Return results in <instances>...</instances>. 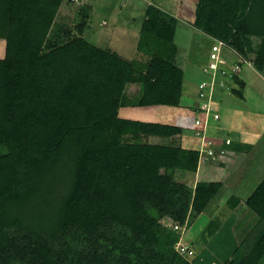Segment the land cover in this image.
<instances>
[{"label":"trees","instance_id":"1","mask_svg":"<svg viewBox=\"0 0 264 264\" xmlns=\"http://www.w3.org/2000/svg\"><path fill=\"white\" fill-rule=\"evenodd\" d=\"M77 4L0 0V264H194L176 251L174 228L190 225L223 184L179 182L200 166L182 127L121 116L127 107L181 106L178 20L147 7L138 48L150 62L139 72L85 38L92 6L73 27L59 22ZM192 26L237 56L233 93L243 98L247 58L264 77V0H199ZM234 145L223 146L252 147ZM241 203L258 221L225 264H263L264 180L246 200L231 196L228 209ZM221 226L212 220L202 243Z\"/></svg>","mask_w":264,"mask_h":264},{"label":"rangeland","instance_id":"2","mask_svg":"<svg viewBox=\"0 0 264 264\" xmlns=\"http://www.w3.org/2000/svg\"><path fill=\"white\" fill-rule=\"evenodd\" d=\"M76 1L78 3L77 5L72 7L66 6L63 8L59 22H67L73 27L81 22L78 10L84 5L92 6L95 10L93 14L94 16L89 22V28L85 33V38L92 44L104 49L111 46L112 50L132 61L134 63L135 70L139 72H146L147 65L150 62V57L141 53L138 48V43L140 41V31L147 7L149 5H154L162 11L167 12L169 15L177 18L178 27L176 31L175 43L179 52L178 61L183 67L186 75L184 84L185 92L181 106H159L146 108L127 107L121 111V116L128 119H137L146 122L185 127L183 139H185L187 144H190L192 147H197L198 139L195 136V113L188 109L187 104L188 102H192L193 107L194 103L199 102V84L205 80V78H209V75L205 74L203 71L204 68L207 67V64H209V53L210 47L212 46L211 41L208 38L203 37V41L201 40L200 44H197L199 45L200 49L196 48V45L195 47L193 46V49H191L193 35L195 33H199V31L195 30L192 26L194 22L191 23L193 20H195V13L199 0ZM113 30H117L116 33L118 31L120 32L118 33L119 36H116L117 38H115L114 34L112 33ZM198 41H200V39H198ZM5 45V41L0 40V57L4 56ZM223 54L225 61L224 67L226 66L227 70H230L238 58L228 48L223 50ZM251 68L254 69V65L246 67L245 71L252 72L250 71ZM243 75L246 77V73ZM217 76V81L223 80V76L221 74H218ZM130 90L127 94L131 97H134L135 94L139 93L138 90H140V87L137 85L132 87ZM248 92H250V90ZM227 96L231 99L229 102L230 104H233L234 106L239 105L240 100L234 97L233 94L231 95L229 93ZM258 96L259 103H253L251 109L248 111L242 112L241 110H221L220 113L222 120L211 125V135L227 134L226 131L228 129L231 130L228 128V124L230 123L231 127H233V129L229 132L230 135L233 136L232 138L236 139L237 136L239 137V133H241L243 137L244 133L246 137H250L252 141L251 144L255 146L264 135V92H258ZM192 98L194 100L190 101ZM226 139L231 138L225 137V140ZM259 144L262 145L261 143ZM186 148L190 147L187 146ZM252 149L253 147H251L249 151ZM249 151H246V153H249ZM224 158L221 160V162H223ZM255 175L256 174H254V176ZM182 176L183 175H178L179 182L193 187L196 186L199 180L209 181L212 180L211 178L213 177L212 174L207 176L204 173L202 178H198L196 174L191 173L184 175L183 177ZM261 180L262 178L258 181ZM255 184L258 185L257 181ZM223 185V189L215 197L213 202L204 210V212L199 215L195 221L193 220L190 225L187 223L185 227L186 232L183 243L189 246H193L195 244L196 250L198 251L196 259L205 258L204 264H210L209 262L211 261L207 260L206 256H209V259H212V261H215L217 264H225V261L230 258L231 254L233 253L231 252L229 256H227L229 251H231L235 245L237 246L239 243L238 241H241L242 237L246 236L247 234V231H245L243 235H236V227L242 231L243 223L240 220L238 222V217L233 216L232 212H230V209L225 207V202L228 201L231 196H243L235 189V187L231 186L230 183L227 184V182H224ZM255 189L256 187L253 190ZM251 192L252 190L250 188L248 193L250 194ZM221 214L223 217H220ZM216 218H221L222 226L220 230L207 243H202L201 235L204 229L212 220ZM253 226H255V224H252L251 229L254 228ZM228 244L229 248L223 254H221L223 247H227ZM198 263L199 261L197 260L194 264Z\"/></svg>","mask_w":264,"mask_h":264},{"label":"crops","instance_id":"3","mask_svg":"<svg viewBox=\"0 0 264 264\" xmlns=\"http://www.w3.org/2000/svg\"><path fill=\"white\" fill-rule=\"evenodd\" d=\"M94 11L95 10H93V14H94ZM194 21L195 20H193L191 23H193ZM138 30H139V27H138ZM116 31L117 30H115V31L113 30V32H112L114 34L115 38H117L116 36H119L118 33H120L119 31L116 33ZM206 36L200 32L195 33L193 35V41H192L191 49H193V46L195 47V45L197 46L196 48L200 49L199 45H197V44H200L201 40L203 41V37L208 38L210 41H212V39L209 36L208 37H206ZM198 39H200V41H198ZM109 48L112 49L111 46H109ZM247 67H249V66H247ZM245 69L243 71V74L246 73V77L243 74L241 76V79H244L246 81V86L243 90V94H244L243 98H239L238 96H236L233 93V90L238 89V85L231 79L223 77V80H218L216 82V84L214 85V88H213V90L215 92L214 105H215L216 109L219 111V113L223 109L228 110V111L241 110L242 112H245V111H248L249 109H251V106L253 105V103H256V104L259 103L258 92H264V77L262 75H260V73L257 72L255 68L254 69L251 68L250 71H252V72H246ZM253 71H256V72H253ZM206 79H208V78H205V80ZM220 82H221V84H220ZM255 83H256V86H255ZM184 90H185V88H184ZM249 90H250V92H248ZM138 92H139V90H138ZM229 93L231 95L233 94L234 97H236L240 100V103L238 106H234L233 104L229 103L231 100L230 97L228 98V96H227V95H229ZM192 100H194V99L193 98L190 99V101H192ZM197 103L198 102L194 103V106ZM192 104H193L192 102L191 103L188 102L187 107H188V109H190L193 112L194 106L192 107ZM254 112L259 113L257 111H254ZM221 118H222V116H221ZM228 125H229L228 128H230L232 130L233 127H231L230 123ZM180 127H182V126H180ZM182 128L185 130V127H182ZM231 130L228 129L226 131L227 134H225V135L224 134L223 135H214V134L211 135V131L209 129V134H210L211 138H213L214 141L219 146H222V145L225 146V141H224L225 137L231 138L230 140H231L232 144H235L236 146L237 145H252L251 144L252 141H251L250 137L249 138L246 137L244 135V133H243V137H242V134L239 133V137L237 136L236 139L232 138L233 136H231L229 133ZM183 142H184V146H186V147L188 146L190 148H193L190 144H187V141L185 139H183ZM259 143H261L262 145H260ZM257 144H258V146H257ZM252 147H253V149L249 153L238 152L235 150L234 151L228 150V155L224 158L223 162H221V163H213V162H207V161L200 163L199 170H198L196 176L198 178H200V177L202 178L203 173L207 176L209 174H212V176H213L211 178L212 180L205 181V182H216V183H221V184H224V182H227V184L230 183V185L235 187V189L243 196V197H241V196H239V197L243 200H246L254 192L253 189L255 187L257 188L259 186V184L264 180V135H263V138L259 142H257L255 146L252 145ZM254 174H256V175L254 176ZM261 178H262V180L258 181ZM224 179H225V181H224ZM199 181H203V180H199ZM256 181H257L258 185L255 184ZM254 185H256V186H254ZM250 188H251L252 192L249 194L248 191L250 190ZM227 202L228 201L225 202L226 203L225 207L228 209ZM230 212H232L233 216L238 217V219H237L238 222L240 220L243 223V228H242L243 230L242 231H240L239 228L236 227V235L237 234L243 235L244 232L247 231V234H246V236H247L249 234V232L251 231L252 224L257 223L258 217L249 208H247L245 206V204H243V203H241V205H239V207L235 211L230 210ZM220 217H223V215L221 214ZM195 220H196V218L194 219V221ZM188 231H189V229H188ZM246 236L242 237L241 241H238L239 242L238 245L245 239ZM239 240H240V237H239ZM238 245L237 246L235 245V247H233L232 250L229 251L227 256H229V254L231 252L234 253V251L238 247ZM228 248H229V244L227 247H223L221 254H223ZM232 254H231V256H232ZM209 258H210L209 256H206L207 260H211L209 262L210 264H217V263H215V261H212V259H209ZM197 260L199 261L198 264H204L205 263V258L204 259L203 258H199V259L197 258L195 260V262Z\"/></svg>","mask_w":264,"mask_h":264},{"label":"built area","instance_id":"4","mask_svg":"<svg viewBox=\"0 0 264 264\" xmlns=\"http://www.w3.org/2000/svg\"><path fill=\"white\" fill-rule=\"evenodd\" d=\"M226 47L225 43L213 40L210 47L209 64H207V67L203 71L209 75V78L199 84V102L195 104L193 109L195 113V136L198 139L197 149L200 152V163L206 161L221 163V160L228 155V150L223 145L219 146L209 134L211 125L218 123L222 119L221 114L214 105L215 92L213 88L217 82L216 76L221 74L223 77L233 80L234 76L240 75L242 72V66L240 65H234L230 70H227L226 66L224 67L223 50ZM253 60L251 57L247 58L244 61L245 66H253ZM224 141L226 145L232 144L230 139ZM186 225L184 227L175 226L174 228L175 231H181L182 233V238L176 246V251L184 258L193 261L196 257L195 250L183 243Z\"/></svg>","mask_w":264,"mask_h":264}]
</instances>
